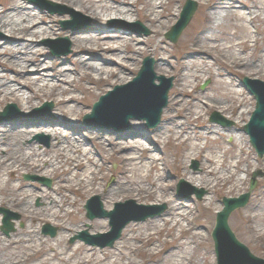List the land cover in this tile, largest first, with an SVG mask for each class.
<instances>
[{
    "label": "bare ground",
    "instance_id": "bare-ground-1",
    "mask_svg": "<svg viewBox=\"0 0 264 264\" xmlns=\"http://www.w3.org/2000/svg\"><path fill=\"white\" fill-rule=\"evenodd\" d=\"M54 1L78 5L82 12L91 15L97 23L115 18L134 22L140 17L148 23L152 34L141 39L119 30L107 34L103 29H96L86 35H76L72 37L75 50L71 69L63 65L60 58L47 62L43 50L36 47L34 40L26 38L29 35L47 37L56 34L53 27L44 25L45 17L35 11L36 7H27L17 0L3 6L0 11V31L8 33L11 40L0 42V113H4L1 112L2 103L10 100L20 107V113L27 116L19 117L14 111L7 117L0 116V207L6 206L20 213L22 222L27 226L10 238L0 235V264L103 263L105 256L109 257V252H100L102 259L97 260V249L77 243L73 249L64 252L62 246L67 237L78 232L85 223L81 216V203L88 195L101 189L107 160L115 159L119 163V171L115 186L102 191V201L106 206H112L118 199L123 201L128 196L137 201L151 199L156 203L169 198V187L164 183L162 174L165 168L162 171L158 168L161 161L156 155L158 147L148 144L143 134L122 141L115 136L126 137L129 132L118 130L115 136H106L92 131L83 133L77 129L82 117L93 109L91 105L99 95L111 92L114 86L130 83V76L136 71L137 55L150 53L156 59V75H173L177 81L175 99L171 103L173 106L166 123L160 128V136L164 141L177 142L178 146L187 144L191 136L199 134L196 130L203 116L200 113L190 115L183 112L180 99L196 97L194 86L205 76H211L213 67L221 69L215 61H211V51L222 47V41L215 36L218 29L228 26L234 31L226 35L231 40L224 49H238L237 54L232 55L234 60L231 59V68L243 66L254 74L264 76V48L247 60L240 57L241 53L250 50L246 24L261 21L264 0H206L198 24L187 33L183 43L172 50L166 47L167 38L162 36L169 24L178 21L181 16V7L177 6L179 0H146L142 9L137 8L140 0ZM225 21L232 22L225 25ZM262 24L264 26V18ZM256 33H264V27L257 29ZM253 43L258 49V40L255 39ZM140 45H144V48ZM89 54L91 57L84 56ZM130 62L135 63L131 65ZM31 72L34 73L29 76ZM227 74L228 78L217 73L215 86L204 96L224 100V105L219 108L220 113L233 114L238 108L237 116L250 114L244 91L235 84L233 74ZM76 92L83 94V97H78ZM43 99L55 103L56 109L50 118L32 112ZM123 107L125 105L122 103L112 104L106 113L117 117V109L119 114ZM184 117H195L194 130L190 125L178 122ZM130 122L133 130L148 132L142 128V121L131 119ZM100 123L106 125L97 121L98 127H103ZM204 130L210 135L209 127H204ZM214 132L220 136V140L226 135L235 141L230 148L224 146L223 150L213 153V157L212 154L206 156L207 147L192 145L185 159L194 156L203 158L205 162L198 174L181 168L180 175H184L187 182L196 188H203L212 194L220 190L230 195L237 192L247 179L249 166L241 168L240 162L246 156L244 152L249 140L220 127L215 128ZM38 134L48 135L50 144L45 146L39 141L28 143ZM211 142L216 143L217 139H211ZM87 144L91 148L86 147ZM93 144L100 148L102 144L106 145L112 152L111 157L102 156ZM234 149H238L240 156L227 165V156ZM165 163L163 165L167 166ZM175 166L178 173V162ZM154 172L157 174L154 175ZM22 175L53 180L55 185L47 188L46 185L38 187L35 182L23 183L20 181ZM37 200L42 202L43 207H35ZM168 202L171 205L170 213L156 221L155 225L152 222L153 227L150 229L147 227L151 224H148L139 234L135 227L128 228L124 239L116 244L113 249L115 253L111 254L110 260H105V264H198V256H202L201 264H213L205 249V235L202 233L206 225L209 226L210 218L200 222V217L193 216L190 208L170 199ZM211 205L210 199L201 207L210 212ZM1 216L0 222L3 223ZM253 220L259 223L257 236L264 238V213L254 216ZM42 223H50L62 230L52 240L51 250L54 254L46 260H40L41 256H48V239L40 236L38 231ZM165 226L169 227L168 235L159 241L156 236L164 231ZM95 228L103 232L107 229L103 221H97ZM175 229L180 230L183 236L191 234L190 238H185L186 242H181L179 237L173 238L171 232ZM1 231L6 236L13 233L5 234L2 227ZM130 242L137 243V246L133 244L126 247ZM83 247L84 254L77 256ZM131 249L133 256L129 252ZM204 249L206 252L203 253ZM7 251L12 252L7 255ZM262 251L264 255V247Z\"/></svg>",
    "mask_w": 264,
    "mask_h": 264
},
{
    "label": "rangeland",
    "instance_id": "rangeland-1",
    "mask_svg": "<svg viewBox=\"0 0 264 264\" xmlns=\"http://www.w3.org/2000/svg\"><path fill=\"white\" fill-rule=\"evenodd\" d=\"M12 0H0V11L3 10V6L8 5L9 3H11ZM20 3H23L24 5H26L27 7H36L35 11L39 12L41 14V17L44 16V25L45 26H51L55 29L56 34L55 35H47V37H42V36H32L29 35L26 38L30 39V40H34L36 47L40 48L43 50V52L46 55V61L47 62H51L53 58H60L62 60V64L65 66H69L71 69H73V65L71 64V59L74 57L73 56V52L75 50V44L72 41V37L76 36V35H86L89 33L94 32L96 29H103L107 34H112V30H119L122 32H126L130 35H134V36H139L141 39H145L148 38L151 34H152V30L150 29V27L148 26V23H146V21H144L142 18H137L136 21L134 22H128L124 19L121 18H115V19H106L101 21L100 23H97L94 21L93 17L91 15H89L88 13H84L81 11V8L78 5H68L66 3H58L54 0H44V1H48L51 3H55L57 5H59L61 7V9H58L56 14H50V12L43 8L45 7L44 5H42L41 3H38V5H34L29 3L27 0H17ZM198 4V9L196 14L194 15L192 21L190 22V24L187 26V28L184 30L183 34L181 35L180 39L178 40V42L176 44L171 43L170 41L167 40L168 45H166V47L168 46L170 50H172L173 48H175L176 46H180L183 43L184 38L186 37L187 33L190 32V30L196 25L198 24V22L200 21V15L202 13V8H203V4L205 3L206 0H193ZM145 3L146 0H140L138 2L137 8L138 9H142L145 7ZM186 3V0H179V3L177 4V6L181 7V13L183 10V7ZM73 12V13H70ZM261 15V21L259 23L256 24H246V26L248 27L249 30V36H248V40H249V47L250 50L247 52H243L240 54L241 59L243 60H247L250 56L256 55L262 48H264V33L261 34H257L256 30H260L263 26L262 24V20L264 18V12ZM136 18V16L134 17ZM73 20H77L79 25L78 27H76V29L70 28V25H63L66 24L67 21H73ZM179 20V19H178ZM140 22L141 24H143V26L148 30L149 35L145 36L144 34H137V31H139L137 29V27L134 26L135 23ZM232 21H225V25H229ZM41 23V22H40ZM177 23L173 22L169 24V28L165 31L164 35L162 36L163 38H166L165 35L166 33L171 30V28ZM237 24V23H236ZM234 31L228 29V26L225 28H222L221 30L218 29L217 30V34L215 35L216 38L219 41H222L221 45V49H217V51L212 50L211 51V61H215L218 65V67H220L221 69H217V67H213L211 70V76H205L201 82H198L196 84V86H194L195 89V93H197V96L194 98H182L180 99L182 101L181 106L182 111L185 113H189L190 115H194L195 113H200L203 117H202V122L199 124V128L196 130L198 134V136H191V140L187 143V144H183L178 146L177 142L174 141H164L161 138V133H160V128H162L164 125V123H166V119H167V115L169 113L170 108L173 106L171 105V103H173L175 96H174V90L177 86V81L175 79V77L173 75H170L166 78H173V88L170 90L169 92V105L168 107L164 110L163 116H162V122L161 124L155 128V129H149L146 127L145 122L142 121L143 123V129H146L148 132H142L140 130H133L132 128V122H130V128L125 130L126 132H129L128 136H115V132H119L118 130H116L114 127H109V128H104V127H98L96 123H90L88 125H83L82 123V119L80 120L77 129L80 130L79 132H83L85 133L86 131H92L95 133H101L103 135L106 136H115L117 139H120L122 141H126V140H130L133 138H137L139 137L138 135L143 134V136H145V138H147L148 140V144H153L155 147L157 146V152L156 155L161 159V161L158 163V168L159 171H162V169H164L162 171V174L164 176V183L169 187V198H166V200H164V202H158L156 203L154 200L151 199H146V200H142V201H137L135 200L132 196H128L126 197L123 201H119V199L117 201H115V203L112 206H106L104 204V202L102 201V191H108L111 188H113L117 182V177H118V171H119V163L117 161L114 160H107L106 162V167H105V171H104V178L103 181L101 182L102 186L101 189L97 192V193H91L90 195H88L87 198H85L82 203H81V216L83 218V221L85 222L82 226L81 229H79V231L72 233L70 236L67 237L65 243L62 246V249L64 250V252H67V250H71L74 248V245H76L77 243H81L83 245H85L86 247H88L89 245L85 244L82 240H76L73 243L71 242L74 238H76L77 236H79L80 233L84 232V231H88L90 235H97V234H105L108 233L111 230L110 227V221L109 219H96V220H89L86 217V210H85V206L87 204V201L90 200V198L92 197H100L101 198V202H103V208L107 211L109 210H113L115 208V204L118 203H124L126 201L129 200H134L136 202V204L138 205H144V206H166V210L162 213V215L157 216L156 218L153 219H148L144 222H139V221H133L131 222L122 232V236L120 238V240H118L114 247L116 246V244H119L125 236V232L127 231L128 228L130 227H135V229L138 231V233H142L143 229H146V225H150L147 228L150 229L151 227H153V225H155L156 221H159L161 218H164L167 213L169 212V208L171 207V205L169 204L168 200H172L173 202H175L176 204H183L184 206L190 208L193 213V216L196 217H200V222L205 221L208 217L209 219V226H207L206 229L202 230L203 235H205V239H204V244H205V249L208 251V253L210 254V258L213 264H217V259H216V255H215V251H214V243L212 240V232L214 230L215 227V223H216V215L218 212L222 211L223 209V204H222V200L224 198H238L240 196H242L243 194H246L249 191L250 188V181L251 178L253 176V174L255 172L261 171L263 173V177H258L257 181H258V185L257 188L254 190V192L252 193L251 199L248 203V205L246 206V208L236 211L235 213L232 214V216L229 219V226L231 228V230L233 231V233L235 234L236 238L238 239L239 242H241L243 245H245L249 251L257 258L264 260V255H262V249L264 247V238H260L257 236V232L258 229H260L259 227V223L257 220H253L254 216L258 215V214H263L264 213V158H259L258 155L256 154L255 150L253 149V147L250 144L246 147V151L244 152V154L246 155L244 158H242V162H240V166L241 168H246V166H249L248 169V173H247V179L244 181L243 186L235 193H231L230 195L226 194V192L224 191H220L217 190L215 193H210L207 190L203 189V188H196L194 187L192 184L188 183L186 178L184 177V175H180V169H186V171H189L191 173H196L198 174L201 170L202 165L204 164L205 160L203 158H196V157H191L188 159H185V155H187L189 153V151L191 150V146L194 144H197L199 147H207V154L206 156L212 154L213 157V153L218 152V150H223L224 146L230 148L232 146V144L234 143V138L232 137H228L226 135H223L224 137L220 140V136H216L215 135V128L220 127L221 129H224L226 131H230V132H234L237 135H243L244 137H247V140H249L248 135L244 132V126L248 124L250 117L255 109V105H256V101L254 99V97L249 93V91L247 90V88L243 85V79L244 78H249V79H253V80H259L264 82V76H260L258 74H254L253 72H251L248 68H245L243 66H237L235 67L236 69H232L230 63L232 60H234V55L235 53L237 54V50L233 49V50H224L225 48L228 47L231 37H226V35L232 34ZM255 36V39L258 40V49L255 48L254 46V40L253 37ZM239 37L242 38V35L239 34ZM7 40H11L10 36L8 35V33H4L2 31H0V42L2 41H7ZM59 40H66V44L70 45V53L68 55H61V53L64 51V47L62 48V46H59L58 49H56V53L60 54L59 55H54L53 49L52 47H54L56 45V42H58ZM224 40V41H223ZM26 42V40H25ZM228 42V43H227ZM213 45V44H211ZM142 48H144V45H140ZM128 51V50H127ZM86 57H91L90 54L89 55H84ZM152 58L154 59V61L156 62V59L150 54V53H144L141 55H137L135 58L138 63L135 67L136 71L134 72V74L132 76H130V82L133 81V79L137 76L138 72L141 69L142 66V62L145 58ZM232 59V60H231ZM247 62V61H246ZM135 62H130L131 65H133ZM228 73L233 74L232 79L235 81V84L239 85V87L244 91L245 93V101H246V106L250 111V114H244L242 116H237L239 109L235 108L234 113L232 114L230 113H220L219 108L224 105V100L222 99H216V98H209V97H205L204 95H207L210 92V89H212L213 86H215L216 81H217V77L216 74L220 73L222 76L228 78ZM32 73L29 74V76H32ZM156 73V71H155ZM158 75V74H157ZM229 80V79H228ZM209 82V84L202 89V86ZM115 87V86H114ZM114 87H112V90L114 89ZM191 90V89H189ZM78 97H83V94H81L80 92H76L75 93ZM106 93L102 94L105 95ZM99 95L92 103L91 106H93L94 103H96L99 98L102 96ZM45 103H52L53 104V108L51 111V115L53 116V112L56 109L55 103L52 100H45L43 99L40 102L39 107L36 108H40L43 106V104ZM8 104H14L17 106V109L19 110L20 107L16 104V103H12L10 100L5 101L2 103L1 107V112L4 110V108L8 105ZM35 110V109H34ZM33 110V111H34ZM32 111V112H33ZM92 111V110H91ZM91 111L89 113H91ZM88 113V114H89ZM214 113L219 114L221 117L225 118V120L229 121L232 123L231 126H225L223 127L222 125H220L217 122H213L212 121V116ZM51 116V117H52ZM19 117H24V116H19ZM50 118V117H48ZM185 118V117H184ZM179 119L178 122L180 124H186V125H190L192 130H194V128L196 127V123L194 121L195 117H188L185 119ZM238 118L240 120H238ZM2 125V124H0ZM204 127H209L211 130L209 131V134H206V131L204 130ZM201 133V134H200ZM213 133V134H212ZM223 133V132H222ZM220 133V134H222ZM168 135V133H167ZM35 137H43V141L46 143L48 142V139L50 138L48 135H44V134H38L36 136H33L28 143H32V142H37L38 140L35 139ZM211 139H217V142H211ZM42 143L43 145L46 146L45 143ZM208 142V144H207ZM41 143V142H40ZM50 144V142L48 143V145ZM88 148H91L90 144H87ZM94 146V144H93ZM96 150H98L102 156L105 157H111L112 152L111 150L106 146L103 145L101 146H94ZM251 148V149H250ZM238 156H240V152L238 151V149H234L231 150V153L229 154V156H227V165L229 163H232ZM164 161L167 163V166L163 165ZM179 164L178 170L176 173V166L175 164ZM165 163V164H166ZM194 163H197L198 166L195 169L194 167ZM157 174L156 172H154V175ZM29 176H33V175H29ZM36 177V176H34ZM20 181L23 183H29V182H35L37 184L38 187H41V185L44 186L43 183H40L38 180H30V181H26L24 178V175L20 176ZM51 181V186L49 188L54 187L55 182L53 180ZM181 181H184L185 183H187V185L183 188V194L181 196H179V194L177 193V188L180 184ZM40 183V184H39ZM48 188V186H47ZM193 190H197V191H203V196L201 198V200H197L196 195L192 194L191 200H188L187 197L189 196L188 194L194 193ZM70 195V194H68ZM72 197V196H71ZM211 199L212 201V205H211V211L210 212H206L201 206L202 204H204V202H208ZM35 207L36 208H41L43 207L42 202L40 201H35ZM0 209H5L8 210L9 212H11L12 214H15L16 216H18L17 219H14L13 222L15 224V232L11 233L9 236H6L3 234V232L1 231V227H2V223L0 222V235L2 234V236L6 237V238H10L12 235H14L18 230H22L24 229L27 224L22 222L21 219V214L6 207V206H2L0 207ZM204 210V211H203ZM135 213H137V216L143 215L145 212L143 211H136ZM1 216V215H0ZM3 217L1 216V219ZM97 221H103L105 226H106V231H100L98 229L95 228V224ZM152 222L153 225H152ZM51 225L53 227H56L59 231H58V235L59 233L62 231L58 226L52 225L50 223H42L39 225L38 231H39V235L40 236H44L42 234V229L45 225ZM183 229V227H182ZM168 230L169 227L165 226L164 231L162 233L157 234L156 239L161 241L162 239H165V237L168 235ZM57 235V236H58ZM171 235L173 236V238L179 237L181 242H186L185 238H190L191 234H186V235H182L180 234V230L175 229L174 231L171 232ZM56 236V237H57ZM55 238H51V237H47L48 239V247H47V252L46 254L48 256H41L40 260H46V258H48L49 256L53 255L54 253L51 250V247L53 246L52 244V240L56 239ZM173 238H168L169 240L173 239ZM44 240H46L44 238ZM136 245L137 243H129L128 246L126 245V247H131ZM114 247H106V248H100V247H94V246H89V248H94L98 250L97 253V260H101L102 256L100 254V252L103 253H108L109 252V257L105 256V260L106 262L108 260L111 259V254L115 253L114 252ZM85 249V247L82 248V250L78 253L77 256H82L84 254L83 250ZM204 249L203 253L206 252ZM132 250H129V252L131 253V255L133 256ZM12 251H7V255L10 254ZM126 252V251H124ZM24 254V251H23ZM22 255V254H21ZM120 257V256H119ZM122 258H124V256H122ZM135 258V257H134ZM136 259V258H135ZM161 259L163 260V257H161ZM105 260L102 263L99 264H105ZM137 261L140 260L139 258L136 259ZM197 263L201 264L202 263V256H198L197 258ZM117 264H120L119 262Z\"/></svg>",
    "mask_w": 264,
    "mask_h": 264
},
{
    "label": "water",
    "instance_id": "water-1",
    "mask_svg": "<svg viewBox=\"0 0 264 264\" xmlns=\"http://www.w3.org/2000/svg\"><path fill=\"white\" fill-rule=\"evenodd\" d=\"M31 4L38 5L41 3L44 5L51 14H56L61 7L55 3H51L44 0H28ZM198 5L193 0H187L181 18L179 22L172 28L170 32L166 34V38L172 43H177L183 31L190 24L195 13L197 12ZM73 13V12H70ZM65 25H70V28L76 29L78 27V21H67ZM140 27L139 33L149 35L148 30L140 23L137 24ZM59 46L64 47V51L61 55H68L70 53V45L66 44V40H59L56 45L52 47L53 54L56 53V49ZM154 60L146 58L143 62V66L134 79L133 82L126 86H117L114 91L109 92L106 96H102L93 107V112L84 117V124L97 119H112V113L107 114L104 111L106 106L117 105L122 103L125 105L124 110H129L130 114L135 115H123V124L129 128L128 120L132 117H137L139 120L147 121V127L156 128L161 123V118L164 109L169 103V91L173 87V79H167L164 76L157 77L154 73ZM160 82V85H156V81ZM244 84L249 88L252 95L255 96L257 101L255 111L251 116L249 124L244 127V132L250 137V142L255 149L259 158H264V82L258 80L244 79ZM53 108V104L46 103L43 108L36 109L35 112H45L47 115H51L50 111ZM11 111L21 114L15 105H8L4 113H1V117H7ZM124 114V113H123ZM212 121L222 124L223 126L231 125L219 114L214 113ZM197 168V163H195ZM258 177H263L261 171L255 172L252 176L249 192L240 196L239 198H224L222 203L224 208L216 216V225L212 233V238L215 246V253L217 255L218 264H230L243 262L245 264H264V260L255 257L248 248L241 244L229 226V219L231 215L241 209L246 208L251 195L257 188ZM26 179H31L26 177ZM44 182L50 185V181ZM185 182H181L178 187V192L181 193L182 187L185 186ZM192 194H189L187 199H190ZM203 191L197 192L198 200H201ZM114 211L108 212L103 208V204L100 201V197H93L85 207L87 210V218L94 220L97 218H109L111 231L107 234H98L95 236L89 235L88 231L82 232L78 237L74 238L71 242L77 239L85 241L86 244L92 246H99L101 248L113 247L115 243L121 238L122 232L125 227L133 221H145L149 218H154L161 215L166 206H144L137 205L135 201H127L124 204H116ZM143 211V215L137 216L133 211ZM0 214L4 215L3 227L5 234L9 235L15 231L14 224L11 222L14 216L11 212L5 209H0ZM127 215V216H126ZM126 216V217H125ZM58 229L46 225L43 228V233L46 236L55 238L57 236Z\"/></svg>",
    "mask_w": 264,
    "mask_h": 264
}]
</instances>
